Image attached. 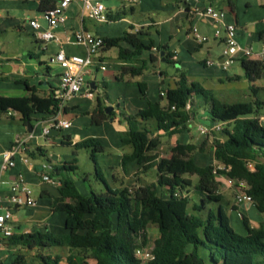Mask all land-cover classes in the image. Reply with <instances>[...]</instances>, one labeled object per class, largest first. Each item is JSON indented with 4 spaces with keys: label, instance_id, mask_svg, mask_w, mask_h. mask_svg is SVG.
I'll return each instance as SVG.
<instances>
[{
    "label": "trees",
    "instance_id": "1",
    "mask_svg": "<svg viewBox=\"0 0 264 264\" xmlns=\"http://www.w3.org/2000/svg\"><path fill=\"white\" fill-rule=\"evenodd\" d=\"M230 6L233 11L232 3ZM125 13L108 15V21H118ZM147 31L130 27L120 37L103 38V51L116 48V59L122 64L115 76L117 82L125 76H141L157 59L155 54L147 60L140 58L154 47ZM144 38L148 39L146 43ZM165 51L166 47L156 48V53L163 52L165 62L171 64ZM240 65L252 102L220 103L210 90L189 82L184 73L176 75L174 87L164 90L163 104L147 100L146 85L137 83L146 107L132 116L120 114L126 125L119 136L120 147L132 149L130 154L122 155L121 168L124 171L127 163L136 161L140 172L155 171V183L130 190L122 185L110 188L97 163V156L103 153L100 143L91 138L70 146L69 137L64 136L63 142L72 148L71 160L60 166L48 163L49 175L60 182L58 195L52 198L51 211L63 214L64 233L55 235L46 230L15 234L11 245L20 252L10 264H264V230L262 227L251 229L243 215L245 235H237L231 229L219 205L216 165L198 166L193 159V152H203L202 145L176 143L169 157L158 159L151 154L159 148L162 137H171L186 129L192 109L186 111L185 106L189 102L193 107V99L200 98L208 107L204 112L208 114L209 127L221 126L219 131L211 132V147L215 160L228 171L217 173L245 181V192L252 198L254 208L264 214V126L257 120V116L264 114V100L259 97L264 88L255 86L264 75V62L242 59ZM18 83L23 84L25 94L21 97L0 95V118L13 119L10 114L15 113L23 125H31L36 114H56L57 97L53 87L49 85L42 92L23 81ZM105 91L102 83L94 107L85 114L96 126L115 115L105 112ZM79 150L89 152L94 177L105 186L104 192L90 189L82 194L78 191L71 174L78 169ZM37 152L40 149L31 152V157ZM248 161L255 163L254 171L246 168ZM187 175L198 178L194 190L190 189L191 180ZM149 226L157 229L158 238L151 250L153 259L141 263L134 258V249L141 247L135 245V239L142 236L144 243ZM52 248L66 249L67 254L64 258L47 254ZM28 253H34L30 260Z\"/></svg>",
    "mask_w": 264,
    "mask_h": 264
},
{
    "label": "crops",
    "instance_id": "2",
    "mask_svg": "<svg viewBox=\"0 0 264 264\" xmlns=\"http://www.w3.org/2000/svg\"><path fill=\"white\" fill-rule=\"evenodd\" d=\"M126 1L129 3V10H127L125 7L123 8V10H120V8L115 5L111 6L110 8L106 7L108 15H114L118 11L126 12L125 15L118 21H108L107 23H97L88 19L87 16L81 12L80 4L76 2L71 3L66 10L65 22L63 24H60L53 30L56 33L57 38L59 39V43L49 42L46 44L45 50L38 49V51L36 52L28 51L26 54L22 55H5L3 53H0V78L1 81L3 80L7 83V85L5 84L3 86L7 87L10 90L13 85H19L24 90L23 84L18 83V81H23V83L27 84L28 86L35 87L42 92L47 91L49 85L55 89L58 81V76L54 82L50 80V57L54 55L60 47H62L66 55L84 56V48L75 43L74 34L77 31L82 29L102 38H113L116 37L114 36V29L118 25L120 31L122 32V35L130 27H132L134 30H138L140 28L148 30V38L153 42L154 47L150 51L144 52L140 58L147 60L150 55L155 54L157 55V59L149 67L152 71L151 74H147L145 71L141 76L138 77L131 78L129 76H125L123 78V81L121 82H117L115 80V76L120 73L122 65L121 62L117 60V62L113 65L114 71L112 72V76H114L117 88L115 89L113 96H111V94L109 93L111 97H108L107 100L104 101V105L109 104L113 106L120 103L123 105V111H128V114L130 115H134L139 110L145 108L146 100L138 91V82L144 83L146 85L145 94L147 100L152 102L160 101L163 104L160 93H163L166 88L174 87L177 78L176 76L168 78L167 72L162 68L157 67V63H166L163 56H160V53H156V48L158 47H166V51L164 53L170 56L169 61L172 65L176 64L185 69V71L182 72H185L184 74L189 82H196L207 90L218 88L229 89L232 91L239 89H248L249 84L244 76V71L241 68V65L240 69L242 73H236L233 76L222 75V72L226 71L219 66V62L221 60L220 55L222 50V42L218 39H215L213 36L212 21L208 18L202 17L199 14V10L207 5H213L214 7L221 9L219 4L222 0ZM57 2L58 0H0V21L2 22V24L4 23V21H6L9 25H11V20H15V18H12V16H10V14L12 15L11 9H14L15 11L19 10L21 12L27 13L29 11L32 12V15H30L28 18L31 20H37L39 23L40 18L44 17L45 11L54 7ZM230 3H232L234 9L233 11H230L229 14H225V22L233 23L236 26L237 41L241 46H250L253 50V53H257L262 48V46H264V0H227V5L231 10ZM41 26L43 28L46 27V23L41 24ZM193 27H195L202 36H205L207 38L206 42L198 44L195 41V39L191 35V29ZM33 39L36 43H40L34 37V35ZM142 40L146 43L148 39L144 38ZM249 59L255 60V58ZM207 61L212 62V64L206 65ZM99 62H102L101 53ZM237 62L240 64V60ZM201 66L203 67V69L201 68ZM98 71L99 70H97L96 68L95 71L93 70L89 75L85 76V81L89 84L91 90L93 91V98H87L83 94L73 97L69 102H67L62 111L61 116L63 119H66L65 116L68 115H74L75 118L77 116H80L83 111L81 108V104L85 98L91 102V108L89 111L92 110L95 104L94 100L96 94L100 91V86L103 81H97ZM161 71L164 72V75H160ZM100 72H107V69ZM152 74H157L158 78L152 76ZM91 83L95 84L96 90H94L93 86L90 85ZM132 84L136 86H133V89L131 90L135 93L134 95L129 96L126 93H123V91H120L121 85H126V87L130 88ZM255 86L264 88V75H262L261 78L255 82ZM131 99H135L137 101L134 107H131L130 105L131 102L129 100ZM197 99L201 100L200 98L195 97L193 99L192 105H194V102L197 101ZM260 99L264 100V98L261 97ZM115 111L116 109L111 112H114L115 114ZM122 112H120L119 114H121ZM202 112H204V109ZM10 115L13 116V119L7 117L0 118V165L2 162V153L9 149L11 145L15 143V141L23 138H27L26 146L29 150V162L26 165L20 162L19 159H17L15 166L12 169H9L5 172H0V197L4 198L5 204L8 205L6 199L11 195V184L18 173H23L28 187L31 189V186H35L40 190L39 205L36 208H39L40 211L48 210L52 212V198L58 195V187L51 186L47 183L45 184L44 182L41 183L39 175L40 172H42V166L48 163L53 166H60L63 162H68L71 160L72 153L69 157H65L66 155H55L53 152L51 153V151H48L47 147H70L75 143L91 138L94 139L95 135L89 134L87 132H92L93 127H104L107 125V122L105 121L101 125L96 126L92 123L90 118L88 120H77L79 123L75 126L73 135L68 136V143L70 146H67L63 142V137L57 138L56 136H49V138H45L43 135L42 136L44 139L40 137V133H42L44 127L49 124L51 115H34L33 121L31 123L33 128L31 133L27 132L26 125H23L19 121L18 116L15 113H12ZM69 121H71V127H73L74 121L72 119H70ZM149 123L152 124L151 121H149ZM189 123L187 124L185 130L170 137V145L174 146L176 143L197 145V142L193 140V137L195 135L191 132ZM80 132H85V135L82 136ZM104 136L106 140L110 142L111 146L114 149H116L117 151L120 150L122 152L123 147H120V139L119 136L116 135V133L111 134V136L107 134ZM54 137L55 139H53ZM112 137L114 140L113 142L111 140ZM40 139H42L43 142ZM37 149H40L39 154L37 152L35 157H31L30 153L34 152ZM131 151L132 149H130L126 154H130ZM155 153L156 150L151 152V154L153 155ZM123 154L124 153L120 154L118 163L117 159L115 158L113 162L114 165H110L112 168H114L113 178L117 174L116 166L117 168L120 166V169L122 170L121 157ZM111 156L112 154H108L107 156H105V154L102 153L97 157V162L99 163L100 158L106 157L104 165L109 164ZM193 159L198 165L199 163L195 155H193ZM123 172L125 178H129L130 176L134 175L131 170H127V167ZM114 179L119 182L116 177ZM73 181L77 187V183L79 181L74 179ZM217 181L219 182L220 192L222 178H217ZM122 184V181H120L119 185ZM32 194V198L36 201V198H34ZM232 207L241 209V211L244 212V217L246 216L248 225L251 229H258L259 227H262V229L264 230V214L257 212L253 204L243 203L240 205H235L234 203ZM22 208L23 206L14 207L12 209L13 215L11 218V224L14 228L15 234L34 231L27 223L18 222L17 217L19 216V213L21 212L20 210ZM252 209H254L255 211L254 214L252 212ZM37 211L38 210H36V213ZM252 215L256 219V221H254L253 223H251L250 221V217ZM42 227L46 228V224L39 223L38 228L41 229ZM47 227L51 228V225H48ZM11 246L13 245L10 244L5 246V250L3 252L1 250L2 248L0 249L1 263H3V258H7L6 252L11 250Z\"/></svg>",
    "mask_w": 264,
    "mask_h": 264
},
{
    "label": "rangeland",
    "instance_id": "3",
    "mask_svg": "<svg viewBox=\"0 0 264 264\" xmlns=\"http://www.w3.org/2000/svg\"><path fill=\"white\" fill-rule=\"evenodd\" d=\"M103 4L105 8H110L111 6L115 5L120 8V10H123L125 7L127 10H129L128 5L129 3L126 0H104ZM220 7L224 11L225 14L230 13V9L227 5V0H222L220 2ZM213 6V5H212ZM214 7V6H213ZM12 18H15V20H11V25H9L6 21L2 24L0 21V53H3L5 55H22L26 54L28 51L30 52H36L38 49H43L44 45L42 43H36L33 39L34 30L29 27L28 21L29 16L32 15V12H21V11H15L14 9H11ZM1 14V13H0ZM128 15V14H127ZM145 15V14H144ZM129 16V15H128ZM9 22V21H8ZM40 25L46 23L45 17H41L39 20ZM104 25V24H103ZM119 31V32H118ZM155 32V31H154ZM114 33L116 37L122 36V32L120 31V28L118 25L114 29ZM113 37V38H116ZM102 56V63L108 65L107 72H100L98 71V80L99 82L102 81L106 85V97L113 96V93L115 92L116 87V81L114 80V76H112V72L114 71V64L117 62L116 56H117V49L116 48H110L107 51L101 52ZM150 67V65H149ZM157 67L162 68L167 72V76L173 77L176 76L179 73H183L182 71H185L183 67H180L179 65H172V64H166V63H157ZM203 69V67L201 66ZM60 68L55 67L53 65H50L49 67V75L50 80L54 82L57 78V76L60 73ZM209 71V70H208ZM206 71V72H208ZM147 74H151L152 71L150 68L146 71ZM185 73V72H184ZM236 73H242L240 69V64L236 61L233 65L229 67L226 71L222 72V75H234ZM152 76L157 77V74H152ZM158 78V77H157ZM131 79V78H130ZM0 94L1 95H8L9 97H18L25 94V91L22 89L19 85H13L11 89L9 90L7 87L3 85H7L6 81L3 80L0 81ZM201 82V81H198ZM133 85L129 88L126 87V85H121V90L123 93H126L127 95H134L135 93L131 91L133 89ZM136 87V86H135ZM212 93L213 97L218 100L220 103L225 104H233L236 102H252L254 99L251 96V93L248 91V89L244 90H229V89H209ZM111 96H110V94ZM97 96V95H96ZM261 98H264V91L260 94ZM95 101V100H94ZM131 102V107H134V105L137 103L135 99L129 100ZM91 102L88 101V99H84L81 104L82 113L80 116H77L75 118L74 115H68L65 116L66 119H72L74 121L73 127L62 129L59 131L57 138H62L64 136H71L73 135V131L75 130V126L79 123L77 120H88L90 117L89 115H85L89 112L91 108ZM207 109L208 107L203 104V102L199 99L194 102V105L192 107V116L189 123V128L191 132L195 135L193 137V140L197 142L196 146H203V152L200 153L199 151H195L192 153V155L196 156V159L198 161V166H204V165H218L219 163L215 160L213 153H212V147H211V139L213 135L211 134L208 136H203L199 133L197 130L198 126H209V120H208V114L207 112H202L203 109ZM115 115L111 121H106L107 125L104 127H98L94 128L92 132H87L89 134L95 135V140L100 143V145L103 148V153L105 156L108 154H112L109 164L104 165L105 158H100V161L98 163L100 169L102 170V174L104 177V180L107 182L110 188L119 187V182L122 181V187L130 190L134 186H146L151 183H155L156 180V174L154 170H150L146 173L140 172V169H138V166L136 162L133 161V163H127L125 165V168L127 167V170H131V172L134 174L133 176H130L129 178L124 177V172L120 169V166L117 169L116 179L113 178V169L110 165H114L113 162L115 158L117 159V163L119 162L120 154L128 153V151L131 149L130 146L123 147L122 152L120 150L114 149L110 142L106 140L104 135L115 134L120 136V133L126 130V125L123 119L120 117V114L115 111ZM122 112V111H121ZM127 116H132L128 114V111H123ZM77 121V122H76ZM81 135H85V132H80ZM40 137L42 139V133H40ZM56 138V139H57ZM40 139L42 142L43 140ZM55 139V137L53 138ZM112 142L113 137L111 138ZM170 137H162L161 138V144L159 148L156 150L155 155L157 158L162 157H169L171 153V148L173 147L170 145ZM115 143V142H114ZM175 146V145H174ZM62 147V148H60ZM48 151L53 152L55 155H66L65 157H69L72 153L71 147H65V146H53V148L47 147ZM100 156V155H98ZM97 156V157H98ZM116 156V157H115ZM77 171H75L74 174H71V178L74 180L79 181L77 183V189L82 194H87L90 189H92L94 192L99 191H105V186L99 181L96 180L94 177V169L93 164L91 160L89 159V152L85 150H79L77 152ZM137 167V168H136ZM132 168V169H131ZM129 172V173H131ZM49 173V172H48ZM191 179V190H194L195 187L198 184V178L196 175L192 176H185ZM57 179V178H56ZM43 183V182H41ZM83 183V184H82ZM46 184V183H45ZM82 184V185H81ZM28 186V184H27ZM32 195L34 198H36V205L33 207H24L20 210L19 213L18 222L20 223H27L31 226V228L34 231H40L44 232L46 230L50 231L51 233L55 235H60L64 233V227H63V219L64 216L61 213L56 212H50L48 210H41L39 208H36L39 205V195L40 190L36 188L35 186H31ZM221 201L219 202V205L221 206L224 214L228 218L229 226L231 229L236 233L237 235H245V228L242 224L241 216H244V212L241 211V209H232L233 204L235 203L234 200V194L231 189L227 188L224 184L221 185L220 192ZM218 205V204H217ZM36 210L37 213H36ZM253 214L255 213L254 209H252ZM53 216V217H52ZM246 217V216H245ZM51 218V219H50ZM249 219V218H248ZM251 223L256 221L254 216L252 215L250 217ZM39 223L46 224V228L42 227L41 229L38 228ZM48 225H51L50 227H47ZM33 231V232H34ZM145 241L143 243L142 236H139L135 239V245L141 246L147 249H152L154 245L155 239L158 238V231L154 226H149L145 231ZM2 252L5 250L2 248ZM20 252L19 248L16 246H11V250H9L7 253V258H3V264H10L14 256ZM47 254H50L52 256L58 255L64 258L67 254L66 249H55L52 248L49 251L46 252ZM34 253H28L27 259L30 260L32 258Z\"/></svg>",
    "mask_w": 264,
    "mask_h": 264
},
{
    "label": "built area",
    "instance_id": "4",
    "mask_svg": "<svg viewBox=\"0 0 264 264\" xmlns=\"http://www.w3.org/2000/svg\"><path fill=\"white\" fill-rule=\"evenodd\" d=\"M76 2L80 4L81 12L87 16L88 19L97 23H107L108 14L103 4V0H58L57 4L51 9L45 11L44 17L46 20V27H42L37 20L29 19L28 24L33 29L34 37L44 45L49 42L59 43L56 33L53 31L60 24L66 20V10L68 6ZM199 14L212 21L213 36L222 42L221 60L219 66L223 70L229 69L236 61L242 59L255 58V60L264 62V46L257 52L253 53L250 46H241L237 41V28L233 23L225 22V13L221 9L207 5L201 10ZM191 35L198 44L207 41L205 36H202L198 30L193 27ZM75 43L82 46L85 50L84 56L66 55L62 47L50 57L49 64L60 68L58 81L55 88L57 97V111L56 114L51 115L49 124L44 127L42 135L48 138L51 129L62 130L70 128L72 123L69 120L62 118V111L73 97L83 94L87 98H93V91L89 84L85 81V76L89 75L96 68L99 71H105L107 65L99 62L100 53L103 50V38L94 35L90 32L79 30L74 34ZM212 62L207 61L206 65H211ZM164 96V93H160ZM172 109H174L172 107ZM192 109L191 104L188 102L185 106L186 111ZM258 123L264 126V114L257 116ZM221 129L220 125L214 124L209 126H198L197 130L203 136H208L211 132H217ZM27 138L15 141L9 149L2 153V162L0 165V172H5L15 166L16 160L19 159L23 164H28L29 150L26 146ZM246 168L249 171H254L255 163L246 162ZM50 167L48 164L42 166L39 179L41 182L47 183L51 186H60L58 179L49 175ZM219 170L228 171L222 165H216L214 173L216 178H222V184L231 189L234 194L235 205L243 203L252 204V198L245 192L247 185L245 181H235L228 176H220L217 172ZM11 195L5 199L0 197V249L11 244V239L15 235L14 228L11 224L12 209L14 207H33L36 201L32 198L31 189L27 186L26 179L23 173H18L10 187ZM176 195V194H175ZM24 196V198H23ZM152 249L144 247H136L134 249V258L141 263L149 262L153 259L151 254Z\"/></svg>",
    "mask_w": 264,
    "mask_h": 264
},
{
    "label": "water",
    "instance_id": "5",
    "mask_svg": "<svg viewBox=\"0 0 264 264\" xmlns=\"http://www.w3.org/2000/svg\"><path fill=\"white\" fill-rule=\"evenodd\" d=\"M160 56H163V52H160ZM90 85L93 86L94 90H96V87H95L94 83H91ZM114 109H116L117 112L120 113L121 111H123V105L120 104V103L119 104H115L113 106L107 104L106 107H105V112L106 113H110ZM26 128H27V132L28 133H31L32 130H33L32 126L29 123L26 125ZM58 133H59L58 130L51 129L50 132H49V136H57Z\"/></svg>",
    "mask_w": 264,
    "mask_h": 264
}]
</instances>
